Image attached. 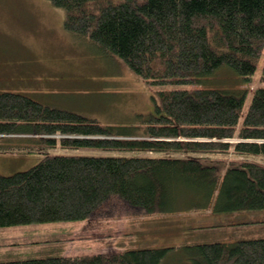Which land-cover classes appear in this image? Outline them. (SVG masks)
<instances>
[{
  "label": "trees",
  "instance_id": "obj_1",
  "mask_svg": "<svg viewBox=\"0 0 264 264\" xmlns=\"http://www.w3.org/2000/svg\"><path fill=\"white\" fill-rule=\"evenodd\" d=\"M51 2L65 10L66 29L120 57L150 85L205 82L224 66L249 78L264 48V0ZM246 95L200 85L156 88L154 112L134 126L0 92V134L26 135L34 149L108 152H49L27 169L0 173V227L85 219L113 198L146 211L180 201L216 213L264 208V162L248 158L264 156V86L255 89L241 120ZM230 150L238 157L224 171L223 159L198 155ZM169 255L192 264H264V237L0 264H163Z\"/></svg>",
  "mask_w": 264,
  "mask_h": 264
},
{
  "label": "rangeland",
  "instance_id": "obj_2",
  "mask_svg": "<svg viewBox=\"0 0 264 264\" xmlns=\"http://www.w3.org/2000/svg\"><path fill=\"white\" fill-rule=\"evenodd\" d=\"M64 20L65 10L51 0H0V92L24 93L103 124L139 126L155 110L156 88L245 89L242 120L255 89L264 86V48L249 78L224 66L205 82L150 85L123 59L66 29ZM29 139L19 133L0 134V173L27 169L49 152L108 153L92 148L34 149ZM198 155L223 159L222 171L229 166L230 157H238L233 150ZM248 158L264 162L263 155ZM260 237H264V208L216 213L212 206L180 201L173 209L146 211L113 198L85 219L0 227V261ZM163 264L192 263L184 256L169 255Z\"/></svg>",
  "mask_w": 264,
  "mask_h": 264
}]
</instances>
